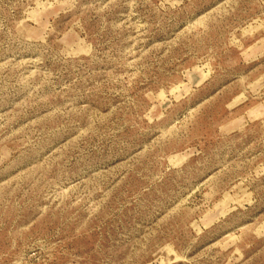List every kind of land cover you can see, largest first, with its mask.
Masks as SVG:
<instances>
[{
	"label": "rangeland",
	"instance_id": "1",
	"mask_svg": "<svg viewBox=\"0 0 264 264\" xmlns=\"http://www.w3.org/2000/svg\"><path fill=\"white\" fill-rule=\"evenodd\" d=\"M0 264H264V0H0Z\"/></svg>",
	"mask_w": 264,
	"mask_h": 264
}]
</instances>
